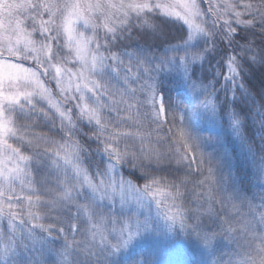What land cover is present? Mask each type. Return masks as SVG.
Wrapping results in <instances>:
<instances>
[{"label":"snow or ice","instance_id":"1","mask_svg":"<svg viewBox=\"0 0 264 264\" xmlns=\"http://www.w3.org/2000/svg\"><path fill=\"white\" fill-rule=\"evenodd\" d=\"M147 238L264 264V0H0V264Z\"/></svg>","mask_w":264,"mask_h":264},{"label":"trees","instance_id":"2","mask_svg":"<svg viewBox=\"0 0 264 264\" xmlns=\"http://www.w3.org/2000/svg\"><path fill=\"white\" fill-rule=\"evenodd\" d=\"M254 83H258V80ZM133 249L141 250L136 256L137 260L151 258L155 255L157 259L170 262V264H175L176 261H183V264H200L199 253L192 244L171 241L164 243L161 240L147 238L136 242Z\"/></svg>","mask_w":264,"mask_h":264},{"label":"rangeland","instance_id":"3","mask_svg":"<svg viewBox=\"0 0 264 264\" xmlns=\"http://www.w3.org/2000/svg\"><path fill=\"white\" fill-rule=\"evenodd\" d=\"M135 245H136V243H134V245L129 250V252L127 254L129 257H131V256H138L140 254L141 250H135V249H133V248H135ZM121 259H124V257H122ZM139 260H141V259H139Z\"/></svg>","mask_w":264,"mask_h":264}]
</instances>
